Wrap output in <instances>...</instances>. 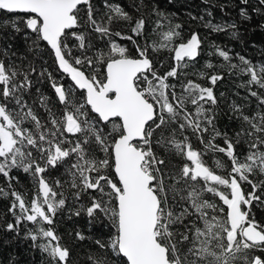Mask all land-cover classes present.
<instances>
[{
  "label": "snow or ice",
  "instance_id": "1",
  "mask_svg": "<svg viewBox=\"0 0 264 264\" xmlns=\"http://www.w3.org/2000/svg\"><path fill=\"white\" fill-rule=\"evenodd\" d=\"M99 3L102 15L94 0H0V12L15 17H0V177L8 189L0 187V196L10 197L14 218L4 231L19 235L23 227L25 239L51 264H71L70 249L55 229L66 206L57 189L65 181L47 179L51 170L63 168L73 199L88 198L73 214L85 212L110 229L107 240L94 241L99 254L89 256L90 264H264V223L253 211H264V65L239 54V63H232L230 52L215 46L227 62L221 67L247 75L241 87L256 99L250 114L246 105L231 106L238 130H218L213 87L180 81L181 69L202 50L199 33L184 40L182 25L145 0H131L129 10L112 0ZM202 3L204 13L190 18L213 33L239 38L237 20L213 23L216 8L229 17L228 10L237 9L241 24L254 15L264 21V0ZM148 7L161 39L140 44L136 38L145 34ZM165 22L167 30L157 31ZM116 23L130 25L131 35L113 31ZM258 27L264 29V22ZM20 35L40 70L33 61L25 66L13 59H20L13 50ZM115 37L129 41L134 53ZM161 49L174 53L175 61L163 74L153 59ZM45 52L59 78L43 66ZM200 76L213 86L223 79ZM44 80L57 110L36 87ZM25 97H34L32 105ZM190 136L203 148H195ZM209 155L213 166L205 159ZM13 170L31 177L30 201L15 190L20 178ZM75 236L87 238L79 231Z\"/></svg>",
  "mask_w": 264,
  "mask_h": 264
},
{
  "label": "trees",
  "instance_id": "2",
  "mask_svg": "<svg viewBox=\"0 0 264 264\" xmlns=\"http://www.w3.org/2000/svg\"><path fill=\"white\" fill-rule=\"evenodd\" d=\"M112 2L120 3L121 6L125 7V10H129L127 6L131 3V0H112ZM145 2L150 3L151 6H155L168 14L173 24L182 25L181 33L184 40L190 38L192 32L199 33L203 41L201 45L202 50L194 63L189 62L186 68L181 69L182 75L180 81L186 83L187 80L191 79L205 87H213L214 94L218 101L217 105L212 106L215 111V124L217 129L228 131L229 133L238 130L239 121L231 111V106L233 103L237 105H246L245 112L250 114V112L255 109L256 99L249 95L247 87H241V85L245 84L248 80L249 77L247 75L239 73L236 70L229 72L226 67H221L222 64H226L227 62L223 61L221 57L215 54V46L218 45L228 50L230 55L233 56L232 63H239L236 55L239 54L246 57L257 67L264 65V29L258 27V25L264 21H262L259 16L254 15L250 21L241 24L236 15L237 9L228 10L231 12L230 17L224 16L218 8L214 9L213 23H220L222 20L229 19L237 20L239 38H233L230 33H213L209 29L203 27V24L199 20H192L190 18L189 14L199 16L204 13L207 5L202 3V0H145ZM94 3L100 10L98 15H102L103 9L100 7L99 0H94ZM143 14L145 15L147 28L144 35L136 38L138 43L144 44L146 40L148 43L153 41L159 42L161 39L160 36L157 32L153 31L157 19L156 15L151 12V7L145 8ZM140 15L141 13H137L136 18H139ZM0 17L4 19H15L14 16L10 17L9 14L4 12H0ZM112 28L113 31H121L123 29L125 35H131L129 31L130 25L116 23L112 25ZM166 30L167 22H165V27L163 29L157 31ZM92 39L97 41L98 48L105 49L104 43L100 42L97 36L94 35ZM115 39L121 45L127 46L129 50L134 53L133 46L129 41L123 40L120 37H115ZM13 50L16 51L17 57H20V59L13 58L18 65L21 63L22 59L25 66L29 61H33L38 70L41 69L39 58L27 52L22 35L17 36L16 40L13 42ZM173 56L174 53L168 49H161L159 52L153 54V59L157 62L155 65L156 69L160 74L168 71L170 66L175 63ZM43 61L46 62L43 66L48 67V70L53 71V74L59 78V74L54 71L50 53H44ZM208 63H211L213 67L207 68L206 65ZM202 72L205 73L206 76L213 74L222 75L223 79L218 80L213 86L209 80L200 76ZM34 77L35 74L33 78ZM64 82L67 83V81ZM172 82L176 83L175 80ZM36 87L40 88V91L50 98V106L53 107V110L59 109L60 106L56 102L53 90L46 80L38 83ZM179 88L180 84L177 83V89L179 90ZM253 90H258V88L253 86ZM35 91V88H33V94H35ZM221 93H223V95H221ZM25 98L28 99L30 105H32L34 97ZM33 107L34 110L38 111V114L41 116L45 115L43 109H38L35 105H33ZM190 140L195 148H203V145L197 141L195 136H190ZM217 143H222V141L218 138ZM217 158L223 159L222 156H218ZM205 159L209 166H213L210 155L205 157ZM178 161L179 158L174 160L173 163H178ZM13 175H19L20 178V182L13 185L15 190L25 195L26 200L30 201L34 192L31 177L22 172L18 173L16 170H13ZM47 179L53 184L56 180L65 181L63 188L57 189V191L62 192L66 198V206L55 218V229L57 234L62 238L61 243L70 249L71 264H90L89 256L99 254V250L94 241L96 239L107 240L110 235V229L106 226L107 222L101 220L90 221V218L85 212H81L80 216H75L73 214L74 211L79 210L81 204H88V198L84 196L80 201H75L73 199L66 182L68 177L64 174L63 168L51 170ZM0 187H3L5 191L8 190L3 177H0ZM248 190H250V188ZM10 203V197L0 196V264H51L46 254L41 253L38 249H33L32 241L30 239H25L23 227L19 235L4 231L3 226L14 220L12 214L8 212ZM253 211L256 213L257 221L264 223V211H260L255 207ZM27 227L32 228L33 225L28 224ZM77 231L81 232L87 238L83 241L76 239L75 233Z\"/></svg>",
  "mask_w": 264,
  "mask_h": 264
}]
</instances>
